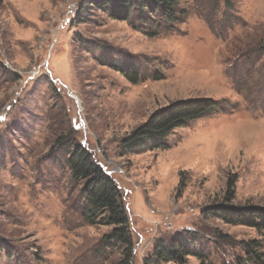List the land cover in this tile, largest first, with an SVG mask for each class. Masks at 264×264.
<instances>
[{
	"label": "rangeland",
	"instance_id": "rangeland-1",
	"mask_svg": "<svg viewBox=\"0 0 264 264\" xmlns=\"http://www.w3.org/2000/svg\"><path fill=\"white\" fill-rule=\"evenodd\" d=\"M82 1L0 0V264H175L151 256L176 236L201 257L184 264H263L264 228L206 212L264 208V0H175L170 26L139 10L78 23ZM196 99L221 108L127 149ZM79 145L119 186L129 250L89 222Z\"/></svg>",
	"mask_w": 264,
	"mask_h": 264
},
{
	"label": "trees",
	"instance_id": "trees-1",
	"mask_svg": "<svg viewBox=\"0 0 264 264\" xmlns=\"http://www.w3.org/2000/svg\"><path fill=\"white\" fill-rule=\"evenodd\" d=\"M174 3L175 0H83L76 21L78 23L86 21L85 16L90 15L95 9L109 12L119 20H127L134 10H139L140 18L145 16L148 18L147 21H151L155 16H161L165 25L170 26L175 25L179 19ZM115 67L123 72L129 81L134 83L139 81V72L136 69L124 66L121 68L119 65ZM220 108L221 103L214 99L176 102L155 113L143 125L137 136L127 142V149L147 143H153L152 148H164L166 147L164 138L171 130ZM69 165L76 178L88 179L84 195L88 202L86 212L89 222L114 226V231L105 236L106 240L117 241L127 250L131 249L133 236L129 228V216L115 179L102 166L95 163L92 154L80 145L69 158ZM206 213L218 216L228 224L264 228V208L261 207L218 205L212 206ZM189 256L201 258L196 247L192 248L182 237L176 236L173 245L159 246L151 258L155 257L157 261L165 263L184 264ZM262 263L264 264V261Z\"/></svg>",
	"mask_w": 264,
	"mask_h": 264
}]
</instances>
